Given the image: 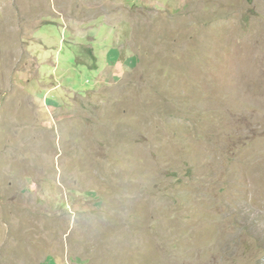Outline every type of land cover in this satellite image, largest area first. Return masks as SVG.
Returning a JSON list of instances; mask_svg holds the SVG:
<instances>
[{
    "label": "rangeland",
    "instance_id": "1",
    "mask_svg": "<svg viewBox=\"0 0 264 264\" xmlns=\"http://www.w3.org/2000/svg\"><path fill=\"white\" fill-rule=\"evenodd\" d=\"M0 264H264V0H0Z\"/></svg>",
    "mask_w": 264,
    "mask_h": 264
},
{
    "label": "trees",
    "instance_id": "2",
    "mask_svg": "<svg viewBox=\"0 0 264 264\" xmlns=\"http://www.w3.org/2000/svg\"><path fill=\"white\" fill-rule=\"evenodd\" d=\"M90 53L93 55V51H90ZM94 56V55H93ZM94 58H96V57H94ZM92 68H98V66H97V63L95 62V66H93Z\"/></svg>",
    "mask_w": 264,
    "mask_h": 264
}]
</instances>
